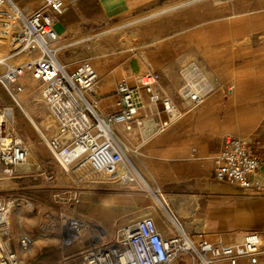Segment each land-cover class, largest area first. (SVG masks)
I'll list each match as a JSON object with an SVG mask.
<instances>
[{
  "label": "rangeland",
  "instance_id": "rangeland-1",
  "mask_svg": "<svg viewBox=\"0 0 264 264\" xmlns=\"http://www.w3.org/2000/svg\"><path fill=\"white\" fill-rule=\"evenodd\" d=\"M13 1L26 13L38 8L42 2V0ZM120 5L117 1H103L94 4L90 10L79 12L72 3L63 15V18L66 16L69 18V23H63L60 18L55 30L61 37L59 44L66 45L76 40L80 42L75 46H69L60 58L69 63L89 60L99 72L100 81L106 83L107 78L125 73L131 57L141 58V51L144 53L146 49L142 45L141 34L144 37L148 34L149 39L151 38L148 47L152 50L155 62L163 64L164 61H169L175 78H180L183 82L178 89H172V79H163V85L169 89L171 99L172 96L175 97L172 100L182 112L181 118L187 112L199 110L208 101V97L210 98L208 94L200 107H189L181 97V89L188 84L185 78L186 69L192 63H196L202 75L197 76L195 82L203 87L215 84L211 94H214L217 105L211 109L214 110V114L207 115L204 122L207 123L208 130L214 127L213 123L219 121L222 111L227 127L223 134L227 132L238 134L241 110L237 109L239 102L237 92L238 96L241 94L251 96L257 87L260 90L264 89V0H159L148 8L140 7L134 11H126L117 17H103L105 13L120 11L122 9ZM176 5L180 6L160 16L118 28L126 20ZM7 8L11 16L13 12L9 6ZM114 28L118 29L113 31ZM10 45L13 46L14 41H11ZM4 54L6 56L3 59L12 64L24 62L27 58V53L17 55L4 52ZM132 66L137 69L135 62ZM0 68L2 72L1 65ZM121 80L122 78L118 82ZM22 83L25 93L22 98L25 99V103L36 107L35 117L39 122H48V111L41 100L40 83L37 85L28 78L27 90L25 83L23 81ZM7 106L13 107L15 113V123L8 127H15L37 158V151L47 156L43 160L37 159L41 166L39 171L0 178V183L3 182V186L0 187V200L18 199L11 215L13 245L17 249L21 239L30 240L29 252L23 257L25 264H81L84 255L81 251L90 247L91 230L83 232L78 242L69 246L65 253L60 231L65 215L75 216L77 219L88 218L105 232L106 240L115 239L124 226L144 217L154 218L158 227L166 225L168 233L172 234L173 228L170 224L174 210L172 196L199 199L197 212L189 215V209L185 206L180 210L179 220L190 226L195 225L200 219H206L213 228L212 236L208 237L205 233V237L210 240H216L215 234H218L219 238L237 242L246 232L257 230L254 228L257 214L253 213L254 201L251 196L246 195L240 187L219 183L213 178L215 156L206 154L188 161L186 157L178 158L171 152L165 155L155 153L154 149L158 144L189 141L190 135L193 138L197 134L194 126L190 132L172 131V127L166 130L157 128L149 138L144 137L143 128L132 132L130 139L126 138L125 130L119 128L122 140L132 151L129 157L135 163L137 171L144 175L153 190L160 191L168 201V206L163 207L154 194H150L145 187L139 185L126 184L109 188L95 186L87 180L75 184L72 179L76 180L77 177L72 178L60 172L39 131L22 107L8 96L0 84V107ZM251 106V99H248V103H244L246 113L242 116L248 120L251 118ZM103 111L106 113L112 110ZM153 121L157 125L161 123V120ZM189 122L194 124L195 120L190 119ZM45 133L47 136L52 135V132L46 129ZM241 137L248 138L243 135ZM47 174H52L53 179L48 180ZM198 182L200 184L211 182L231 188L235 195L206 193V196H202L203 189L197 186ZM79 197L94 201L86 204L94 216H87L75 210ZM25 200L29 201V206ZM206 200L211 202V210L204 204ZM220 200L224 201L225 206L220 207ZM19 209L24 212L21 223L16 216ZM223 229L226 230L222 231ZM257 231L262 233L260 230Z\"/></svg>",
  "mask_w": 264,
  "mask_h": 264
},
{
  "label": "built area",
  "instance_id": "built-area-1",
  "mask_svg": "<svg viewBox=\"0 0 264 264\" xmlns=\"http://www.w3.org/2000/svg\"><path fill=\"white\" fill-rule=\"evenodd\" d=\"M7 1L0 0V9ZM76 1L42 0L38 8L28 13L17 7L12 15L17 32L14 54L39 51L41 55L18 66L6 63L0 84L20 106L18 98L24 90L25 73L29 72L40 83L41 100L57 123L51 136L41 137L60 172L71 177L76 170L86 167L91 172L111 176L127 163L119 126L130 132L145 126L146 117L140 116L142 93L150 104L162 106L165 118L158 124L160 130L171 127L182 112L161 91L160 76L153 70L138 74L135 86L123 78L114 93V111L105 115L99 111L95 97L100 75L95 66L87 59L69 63L60 58L69 46L59 44L61 37L55 25ZM183 90L186 97L183 100L189 107L200 106L208 96L203 88ZM8 111V107H0V178L22 173L18 167L31 152L15 127H8ZM12 118L15 121L14 109ZM263 160L248 139L227 132L215 158L213 178L244 191L264 192V176L260 174ZM47 179H53V175L47 174ZM83 180V176L72 179L75 184ZM17 200H0V264H20L19 249L30 246L28 238L21 239L17 249L12 242L10 216ZM25 202L30 205L29 201ZM178 220L171 217L173 232L164 236L154 218L144 217L124 226L112 240H106L105 232L95 224L81 264H176L182 256L187 264H264L261 232L248 231L237 242L223 238L210 240L192 224L187 229Z\"/></svg>",
  "mask_w": 264,
  "mask_h": 264
},
{
  "label": "crops",
  "instance_id": "crops-1",
  "mask_svg": "<svg viewBox=\"0 0 264 264\" xmlns=\"http://www.w3.org/2000/svg\"><path fill=\"white\" fill-rule=\"evenodd\" d=\"M18 1H23V0H18ZM35 1H38V0H35ZM103 1H109V2L117 1L121 4L120 6L122 9H120V11L113 12V13L110 12L109 14L108 13L104 14L103 17L109 18V17H117L119 14L124 13L126 11H134L140 7L148 8L159 0H77L76 2H74V4H75L77 11L84 12V11L92 9L94 4L101 3ZM179 6L180 5L163 8V9H160L161 11L158 10V11L149 13L147 15H143V16L131 19V20H126L121 26L125 28L136 22H141V21L147 20L155 16H160ZM151 14H153L154 16L153 15L151 16ZM61 18H62L61 21H63V23H66V24L69 23V18L67 16L65 18H63L62 16ZM147 35H145L144 37L143 34H141L142 45L146 48L144 49L145 50L144 53H143V50L141 51V58L137 56L131 57L129 59L127 69L124 74H120V73L115 74L111 78H107L106 83L105 81L103 82L99 81L98 86L96 88L97 94L95 98L97 101L98 109L102 114L105 115V114H108L114 111V108L112 106L113 100H114V93L116 91V86L120 78L127 79V81L132 86H135L138 74L145 72L147 70H153L157 72L160 76V82H159L160 89L165 95L171 98L169 94V89L163 85V79L165 78L172 79L171 80L172 89H178L179 87H181L183 82L180 78H175L173 71L170 69V62L164 61L163 64H159V63H156L155 60L153 59L152 50L149 49L148 47L149 41H151L150 40L151 38L149 39ZM76 42L79 43L80 41L76 40L72 42L73 44L70 43L66 45L75 46L77 44ZM133 62H135L137 69L133 68L132 66ZM192 64H196V63H192ZM191 65L186 69V72H185V78H186V81L188 82L187 85H192L195 87L205 89L207 94H210V98L208 97V101L203 106H201L202 104L200 105L201 107L198 106L200 107L199 110L194 111V112H187L182 118L180 117L178 119L179 121L177 120L178 122L176 121L171 127H172V131L185 130L187 132H190L193 129L192 126H194L195 130L197 131V134H195L193 137L195 138V140L189 134L190 136L189 135L188 136L190 139L187 142L173 141L171 144H167V145L158 144L155 146L154 150H155V153H157L158 155L159 154L165 155L171 152L173 155L177 156L178 158L186 157L188 161L196 160L198 159L199 156L206 155V154L210 155L211 157L215 156L213 157L215 160L220 150L222 134L225 130H227V127L224 122L225 117H224V114L222 115V111H221L220 116H219V121L218 122L216 121L215 123H213L214 127L211 130L210 129L208 130L207 123H204V122L206 120L207 115L214 114V110H211V109L217 105V103H215L214 101L215 99L213 97L214 94H211L213 93V90L215 89V84L214 83L208 84V85H212L211 90H208L207 86L203 87L200 84L198 85V83L195 82V79L197 76L202 75V72L200 74L191 72L190 70ZM161 78H162V81H161ZM141 95H142L143 105H142V108L140 109V116H144L146 117V119L150 118L147 120H156V119L163 120L165 118V114L162 112V106L159 104H150L148 102L147 96L144 93H142ZM105 96H108V97L104 98ZM237 97L239 99V102L237 103L238 105L237 109L241 110L240 111L241 117H240V120L237 126V133L239 136L243 135V136L248 137V139H250V142L253 145L252 148L255 151V153L262 155L264 159V89L260 90L257 87V90H253L251 96H243L242 94L238 96V92H237ZM173 98L175 97L172 96V99ZM221 98L222 96L219 97V99ZM248 99H251V104H252L250 120H248V118L242 117L246 113V111H244V108H245L244 103L245 102L248 103ZM222 108L223 107L220 101V109ZM103 110H112V111L111 112L106 111V113H104ZM190 119H194L195 123L191 124L189 122ZM119 128L123 129V131L125 130L123 126H119ZM137 131H140V130H137ZM125 133L127 136L126 138L130 139L132 136V132L125 130ZM36 153L38 154V158L36 154L34 153L35 157L39 160L40 159L43 160L44 157H47L46 155L42 154L40 151H37ZM23 173H29V172H23ZM260 174L264 176V160H263V165L260 169ZM195 179H199V178L195 177ZM2 186H3V182L0 187ZM197 186L202 187L203 189L201 190L202 196H206L205 195L206 193L209 195L212 193L227 194V195H232V196L235 195L234 191H232L231 188L221 187L211 182H204L201 184L198 182ZM229 190H231V192H229ZM244 192L246 195L251 196L252 200L254 201L253 213L257 214V219H256V223L254 224V228L262 231V234L264 235V192H260L256 189H251V190H247ZM221 201L222 200L219 201L220 207L225 206L224 201L223 202ZM216 202L217 201H215V203ZM88 203H94V201L92 199L90 200L89 198H81V197L77 198V201L75 204V210L87 216H91V217L94 216V214L88 210V207L86 205ZM204 204L208 206V210H211L210 208L211 202L206 200ZM159 230L162 232L164 236L170 235L167 231L166 225H160ZM225 230L226 229H223L222 231H225ZM212 231H213L212 225L209 224L208 222V228L206 230L208 237L212 236ZM216 235L218 234H215V236ZM86 251L87 249L85 248V250H82L81 253L83 254ZM185 261H187V259L182 256L178 259L177 262L183 263Z\"/></svg>",
  "mask_w": 264,
  "mask_h": 264
},
{
  "label": "bare ground",
  "instance_id": "bare-ground-1",
  "mask_svg": "<svg viewBox=\"0 0 264 264\" xmlns=\"http://www.w3.org/2000/svg\"><path fill=\"white\" fill-rule=\"evenodd\" d=\"M7 6H9L11 11L13 12L12 15L15 13V11H17V7H18L13 0H8L7 3L2 7V9H0V65L3 67L2 72H0V79L3 77V73H4L6 63H9L3 59L4 56H6L4 54V52H7V54H14L15 46L14 45L11 46L10 43H11V41H15V38L17 35V32L14 29V22H15L14 17H12V15L9 16L10 12H9ZM152 15L153 14H151V16ZM121 27H123V26H120L118 28H121ZM118 28H114L113 31H116ZM34 55H35V57H33ZM40 55H41V52H39V51L36 52L35 54H28L27 53V58L24 62H20L18 64H12V63H9V64H11L13 66L22 65V64H24L30 60L37 58ZM0 69H2V68H0ZM190 70L193 73H201L198 65H196V64H193L191 66ZM28 78L31 79L37 85L39 84L36 80H34L31 77V74L29 72H27V73H25V75L22 78V81L25 83L26 90H27L26 81L28 80ZM185 87L189 91L199 89V87H195L192 85H187ZM183 89L181 90L180 94H181L182 99H185L186 97H185V93H184ZM207 89L211 90L212 85H208ZM24 94L25 93H22L18 98L20 107H22L23 111L30 118L31 122L33 123L35 128L39 131L41 136L42 137H48L47 134L45 133V129L47 131H50L53 133L54 129L57 127L56 121L51 117L50 112L47 110L48 111V122H45V121L39 122L35 117V111L36 110H34V109L36 107L28 106L25 103V99L22 98ZM8 110H9L8 111L9 113L7 114L6 123L8 125H10V124L13 125L15 123V121L12 118L13 107H8ZM146 121H147V119L145 120V126L143 127V128H145L144 129V137L149 138L155 133V131L158 128V125L153 120L147 121V124H146ZM121 141H122V144L127 151L128 156H127V163L125 165H123L118 170L117 173H115L114 175H111V176H106V175L100 174V173L97 175V174H93L89 170V168L85 167V168L76 170V172H74V174L71 177L76 178L77 176H83L84 180L89 181L90 184H94L95 186H107L109 188H113L116 186H124L126 184L139 185L141 187H145L150 194H154L158 200V203H160L163 207H167L168 201L165 199V197L163 196V194L160 191L153 190V188L150 186L149 182L144 177V175L141 174V172L137 171L135 163L129 157L130 154L132 153L130 147L122 139H121ZM40 167L41 166H40L37 158L35 157L34 152L31 151L27 161L24 164H21L18 167V170L21 169V170H19V172H22V173L23 172H34V171H39ZM1 184H2V182L0 183V186H1ZM171 202L174 205V210L172 211V217H175L177 220L179 219L180 210L182 208H184L185 206H186V208L189 209V215H194L197 212V210L199 209V203H198L197 197L192 198V197L172 196ZM15 204H16V202H15ZM188 205H189V207H187ZM14 207H15V205L13 206V209H14ZM186 215H188V214H186ZM16 216H17L18 222L21 223L23 220L24 212L21 209H19L16 212ZM178 221H179V224L182 225L184 228L189 227L188 223H183L180 220H178ZM10 223H11V216H10ZM93 225H95V223L86 217H83L82 219H77V218H75V216L65 215L63 217V223H61V226H60L61 227L60 228L61 235L63 237V239H61L62 240L61 244H62V247L64 249V252L66 253V250L70 245L78 242V240L82 236L83 232H86L87 230H92ZM193 228H195L198 231L206 233V230L208 228V222L206 219H200L199 221L196 222L195 225L193 224ZM219 237H220L219 235L215 236L216 239H219ZM29 249H30V246L27 249H19V263L20 264H25L23 257H25L27 255V253L29 252ZM32 250H30V251H32ZM33 252L34 251H32V253ZM174 263L175 262H173L172 264H174Z\"/></svg>",
  "mask_w": 264,
  "mask_h": 264
}]
</instances>
